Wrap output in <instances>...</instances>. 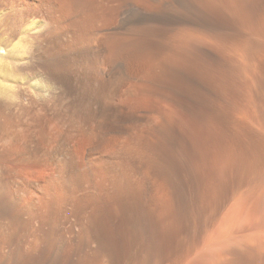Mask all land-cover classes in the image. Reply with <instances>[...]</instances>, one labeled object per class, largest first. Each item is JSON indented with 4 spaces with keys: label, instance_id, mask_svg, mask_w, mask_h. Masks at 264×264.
<instances>
[{
    "label": "bare ground",
    "instance_id": "1",
    "mask_svg": "<svg viewBox=\"0 0 264 264\" xmlns=\"http://www.w3.org/2000/svg\"><path fill=\"white\" fill-rule=\"evenodd\" d=\"M237 5L0 0V264H264V185L201 184L176 114L214 109L191 85ZM261 45L230 47L255 70Z\"/></svg>",
    "mask_w": 264,
    "mask_h": 264
},
{
    "label": "rangeland",
    "instance_id": "2",
    "mask_svg": "<svg viewBox=\"0 0 264 264\" xmlns=\"http://www.w3.org/2000/svg\"><path fill=\"white\" fill-rule=\"evenodd\" d=\"M242 3L240 2V0H237V4H238L237 8L239 9V11L242 13L244 12L245 15H247V12L249 13L251 12L250 16H248L249 13L247 15L249 18L245 15L243 16L244 19L242 20V22L244 21L243 22L244 29L243 28L241 30L238 29L239 31L235 30L238 32H235L234 30H226L221 33V36H219L220 38L219 37L217 38L220 41V42L218 41L219 55L224 54V56H226L227 54V56L225 57V59H223V56L222 57L219 56V58L217 57L218 60L215 63V65L212 66L211 71L209 69L211 67H204L203 71L202 69L200 70V72L202 71L201 72L202 84L200 86L199 85L195 86V84L191 83L192 84L191 89L197 93L198 91H200L199 94L203 98L208 99V97L211 96L214 92L216 93V95L215 96L212 95V98L216 97L220 92L216 98H213V101L215 102L216 100H221V101H217L219 103L216 104L215 102L212 101V98L210 97L209 100L205 99L211 105L214 104V109L213 107L211 108L210 106L206 108V111L204 109L201 110L197 109V107L195 108V110H191V111L182 108H180L181 110L177 109L179 112L181 111L180 113L176 110V114H178V119L180 120L181 125H183L182 126L183 129L186 128L184 129L186 130V132H188L189 130L190 133L188 132V135L190 136V140L191 142L194 141V143H192V146H194L193 148H195L194 150H196L194 153L197 154L195 156L197 167L200 168V169L197 168L199 170V172L197 170L198 174L200 173L198 175V179L202 177V181L200 179V183L201 184L205 183L203 184L204 186H208V184L210 185L212 183L213 181L212 176H214L213 171L215 170L214 168H217L215 172H219L218 183L221 182L220 185L222 186L225 187L228 186L229 188L230 187L232 188L233 186L236 187L237 185L240 187L242 186L257 187L260 185L261 186L264 185V169H263L264 168V161H263L264 160V90L263 91L261 89L258 90L255 87L256 82H258L261 86H264L263 12L261 10H257V11L254 9L251 10L252 8L249 7V5L246 2H244V4ZM247 8L248 9L251 8V9L248 11ZM245 19H247V21ZM245 21L248 22V24H246ZM244 25L246 27H244ZM223 34H224L223 36L224 38L222 37ZM257 37L258 39L261 37L262 40L261 39L258 40ZM245 42H249L251 44L262 42L263 44L261 45L259 57L257 56V58H260V60L258 62L259 69L256 68L255 69L256 71L252 68L253 67L252 60L254 58V53L252 51H249L246 54L247 58L245 59V61L248 60L247 62H243L241 59L237 58L236 56H233L234 54L232 53V49L230 46L234 48ZM231 43L232 44L234 43V45H230ZM226 45H227L226 49L229 50L230 52H228L224 48L223 50L221 49ZM228 46L230 48H228ZM223 52H227V53H223ZM223 60H225V62ZM261 68L263 69V71ZM181 81L184 80L183 78L179 77V82ZM214 83L216 86L213 85ZM199 87L200 89L202 88V90H199ZM215 87H218L217 90ZM253 87H254V92H253ZM212 88L213 91L215 88L214 92L213 91L211 92ZM203 89L206 90H204L203 92ZM207 89L208 90L210 89V92H208ZM255 89L257 90L256 92ZM261 91L263 92L262 94ZM208 93L211 94L207 96ZM203 94L205 96H203ZM220 95H222L221 98ZM258 101L261 102L258 105H256ZM193 111H198V112L195 113ZM190 112L193 113L191 114ZM184 118H186V120ZM196 121L199 122L196 123ZM184 123H186V125ZM184 125L187 127H185ZM196 157L198 158V160ZM216 163L217 165L215 166ZM218 198L219 199L223 198L222 194L219 195ZM122 260H123L122 264H134V259L131 254L125 255L124 258H122ZM167 261L172 262L170 264H176V259L172 251L170 252L169 258L167 256V259L165 260L164 264H166Z\"/></svg>",
    "mask_w": 264,
    "mask_h": 264
}]
</instances>
